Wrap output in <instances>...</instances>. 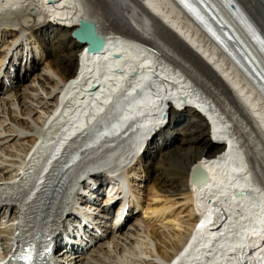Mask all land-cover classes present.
<instances>
[{"label": "bare ground", "instance_id": "obj_1", "mask_svg": "<svg viewBox=\"0 0 264 264\" xmlns=\"http://www.w3.org/2000/svg\"><path fill=\"white\" fill-rule=\"evenodd\" d=\"M46 1L15 0V3L10 5L9 0H0V41L6 38L5 49L0 56V93H2L0 186L2 187L15 186L10 179L18 169L24 168L28 163L25 154L45 128V123L51 119L53 121L51 125L59 126L69 120L77 122L76 117L85 110L91 118L107 102L106 99L100 98L90 107L89 102L94 101L84 92L86 85L62 84L68 78L75 81L81 79V75H75V52L79 50L80 44L69 35L74 27L72 25L74 19L80 14L81 17L94 19L99 24V31L106 36V45L97 53V57L93 59L86 56L81 62L86 76L96 79L98 91L109 93L117 88H123L131 92L144 83V76L141 75L144 61L138 54L131 52L132 47L136 46L135 43L121 38L132 36L126 33L120 37L109 35V27L104 23L106 12H115L113 5L106 2L104 7L95 0H65V6L59 10L55 9L54 5H47ZM142 1L163 22L174 27V31H179L188 37L190 34L197 36L200 42L199 49L204 55L227 74L232 71L228 58L218 54L211 42L203 36L198 24L190 21L188 15L176 8L170 0L157 4H153L150 0ZM212 1L219 9L225 11L218 0ZM240 1L264 30V0ZM123 13L133 26L135 25L150 40V45L156 49L155 52L151 50L154 54L168 64L176 66L216 103L223 117L219 125L231 126L253 174L264 188V89L249 87L247 83L239 86L244 80L238 76L240 80L238 84L233 82L240 93V97L236 98L211 71L209 74L215 84L212 82L208 84V77L161 36L159 32L161 22L153 14L142 9H139L137 14L131 10H123ZM226 16L228 20L231 19L228 14ZM233 27L235 26L232 25ZM167 32L176 38L175 32L172 30ZM27 41L37 43L42 49V55L47 62L45 71L41 69L39 73H33L28 77V70L25 67L23 80L29 79V82L24 85L20 83L23 80H17L11 89L5 91L7 86L5 87L2 76L10 74L8 69L11 62ZM119 42L124 43L129 50L120 47ZM111 48L121 54L116 53L108 58L107 55L113 52ZM185 50L188 54L191 52L186 45ZM151 51L149 50L150 53ZM190 54L192 58L199 60L202 66H208L202 64L196 55ZM32 55L33 61L36 55ZM161 65L170 70L166 63L162 62ZM33 70L32 66L29 74ZM221 91L228 96L231 106L219 97ZM58 100L59 107L54 110ZM167 106L170 119L162 128L157 130L159 119L150 117L156 125L152 126L146 135L153 131L154 133L144 146L143 140L139 148L143 150L142 155L138 156L137 160L144 163V168L152 171V180H157L154 181L155 186L158 187L157 192L162 191L167 197L170 196V201L177 195H184L188 205L185 220L174 212V217L171 218L173 200L170 204L166 199L164 207L153 209V212L161 217L160 221L165 219L162 227L168 228L170 227L168 223H171L173 228L177 226L179 232L173 235L170 228L166 229L169 232L162 230L160 234L155 231L150 232L142 230L140 223H133L125 231H122V226L115 231L109 229V244L112 246L98 240L93 247H88L86 254H58L51 264H168L177 253L179 259L174 264H253L250 250L256 241L247 236V233L259 229L264 235V212L255 203L258 199L256 193L245 191L244 196L235 197L234 192H231L234 186L246 184L248 180L237 173L239 169L236 161L240 151L235 149L228 155L221 153L222 144L214 141L220 134L210 131L207 119L194 107L174 108L171 104ZM59 108H61L60 112H58ZM145 123V121L142 123L136 121L135 125L141 126ZM141 129L144 130L143 127ZM57 132V130L53 131V133ZM139 132V129L132 131L128 137L117 142L119 147L92 159L86 168L105 166L111 160L117 165L123 163L133 153L130 147ZM188 133L189 135L185 137ZM158 139L161 141L160 144L156 142ZM193 141L200 142L192 144ZM211 142L214 144L213 147L210 145ZM90 143L91 140H87L85 145L88 146ZM148 154L153 155L148 156ZM27 165L30 168V163ZM203 165L208 167L204 173L205 181L198 184L191 181L195 169ZM66 166V163L56 166L53 169L55 177ZM90 173L95 177L106 175L103 170H92ZM68 197L65 199V210L77 204L75 199L69 201ZM235 198L244 199L237 201ZM81 199L85 200L82 197ZM28 200L29 197H25L18 202L0 203V240H3V243H6L18 228V226L14 227L13 223L17 219L18 210L25 209ZM212 201L214 207L220 210L221 218H224L221 222L223 225L221 231H208L203 224L200 226L202 232L192 233L195 228L196 210H201L199 219L201 224L202 219L205 220L209 215ZM127 202L129 204V200ZM135 205L140 206L138 202ZM69 212L71 216L73 212ZM167 215L170 217L167 218ZM207 225L213 228L212 225ZM153 242L157 247L155 244L154 248L152 247ZM187 242V246L182 250ZM3 243L2 247H4ZM261 252L264 253V243Z\"/></svg>", "mask_w": 264, "mask_h": 264}, {"label": "rangeland", "instance_id": "obj_2", "mask_svg": "<svg viewBox=\"0 0 264 264\" xmlns=\"http://www.w3.org/2000/svg\"><path fill=\"white\" fill-rule=\"evenodd\" d=\"M1 40V39H0ZM19 50V49H18ZM14 54H16V51H15V53ZM180 132H181V130H180ZM189 135V133L185 136V137H187ZM156 142L158 143V144H160L161 143V141L158 139V140H156ZM200 141H193V142H191L192 144H198ZM212 147L214 146V144H213V142H211V144H210ZM149 155H153V154H148V156ZM154 162H156V160H153ZM143 169H144V171L146 172V176L147 177H150L151 179H152V171L151 170H147V168H144L143 167ZM149 171V172H148ZM154 181H157V180H152V182L154 183ZM137 182H140V180H138V177H137V180L135 181V186L133 187L134 189V191H137L136 189L137 188H142V190H143V192L145 193V195H144V197H145V204L147 205V204H149V206L151 207V206H153V207H160V206H162V204H163V202L165 203V201H166V199H168V201H170V199H169V197H167V195L165 194V193H163L162 191L160 192H157V186H155V187H153L151 184H150V182H148L147 184H145V186H136V183ZM140 185V184H139ZM163 193V194H162ZM161 196V197H160ZM166 197V198H165ZM173 198H175V199H172L171 201L173 202V203H175V202H177V201H179L180 203H176L175 205H174V207H175V210L176 211H181L182 210V208H183V211H182V213H181V215H180V217L182 216V218H183V220H185L186 219V217H184L185 216V214L187 213V211L188 210H186V209H188L187 208V204H186V199L184 198V195H177V196H175V197H173ZM170 201V204L172 203ZM185 201V202H184ZM184 202V203H183ZM137 203V202H136ZM135 203V204H136ZM166 204V203H165ZM164 204V205H165ZM182 204V205H181ZM162 207H164V206H162ZM162 207H160V208H162ZM174 211H172V213H173ZM170 216H171V213L169 214ZM169 215H167V218L168 217H170ZM176 215V214H175ZM174 217V214H172V216H171V218H173ZM177 218H179V216L177 217ZM144 221L145 223H143L142 224V230L144 229V230H149L150 232L152 231H155L156 233H159L160 234V231L162 232V230L163 231H167V232H169L168 230H166V229H168V228H170V232H171V234H173V235H176L179 231H177L178 229H177V226L175 227V228H173V225L171 224V223H168V225L170 226V227H168V228H164V227H162L163 225H162V221L160 222V220H157V217H156V214L153 212V211H148L147 212V214H144V215H139V216H136L134 219H133V221L130 223V224H133V222H135V221H138V222H140V221ZM165 220V219H164ZM128 227V226H127ZM126 227V228H127ZM149 229H148V228ZM125 228V229H126ZM172 228V229H171ZM128 229V228H127ZM126 229V230H127ZM182 231H184V229L182 230ZM160 236V235H159ZM165 236V235H164ZM177 239H178V236L176 237ZM105 243H107V244H109V241H106ZM154 242H153V245H152V247L154 246ZM109 245H111V244H109ZM159 245V244H158ZM112 246V245H111ZM155 246L157 247V244H155ZM2 247V246H1ZM156 247H155V249H156ZM154 248V247H153ZM155 259V258H154Z\"/></svg>", "mask_w": 264, "mask_h": 264}]
</instances>
